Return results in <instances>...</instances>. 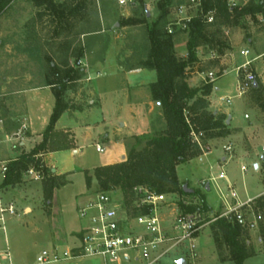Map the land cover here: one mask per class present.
<instances>
[{"label": "rangeland", "instance_id": "1", "mask_svg": "<svg viewBox=\"0 0 264 264\" xmlns=\"http://www.w3.org/2000/svg\"><path fill=\"white\" fill-rule=\"evenodd\" d=\"M162 1L134 0L133 4L123 6L119 0H55L57 4L67 9L64 11L67 18L60 20L53 16L52 12H47L45 7H36L32 0H18L13 6L14 10L11 9L10 15L0 23V40L6 42L5 47L0 48V92L4 81L9 77L26 78L25 83L11 82L9 88L21 85L31 87L33 85H30V82H33L34 86L39 85L42 80L40 65L46 68L48 63L45 58L49 57L59 63L66 50L70 51V46L73 48L72 54L79 50L81 34L97 29L100 13L110 14L111 20L108 21L106 28L111 32L116 21L126 29L114 34L108 33L104 38L91 37L89 43H92V46H101L113 42L120 56L133 60L135 58L133 67H143L150 49L148 26L159 18L158 5ZM257 1L259 0H234L235 4L241 7ZM171 2L166 22L162 23L167 32L175 21L185 18L186 15L194 17L198 11L192 0ZM75 8L77 12L70 17L69 14ZM125 12L130 14L127 20L123 15ZM150 12L155 16H147L148 22L139 23L144 21L145 13L148 15ZM245 24L246 29L233 26L210 28L213 33L220 30L216 39L219 43L213 47L210 45L200 47L197 51L199 62L192 66L186 75L190 87L199 88L201 94L205 93L207 85H212V90L206 97L208 111L216 116H224L227 126V134L220 135L214 132L212 136L201 141L203 154L200 157L177 168L180 182L187 181L192 188L206 194L207 202L213 209V216L218 212H224L226 206L214 183H211L210 191L201 188L200 184L211 177H217L221 172H225L229 177L239 203H245L249 199L254 201L264 195V157L261 153L264 147V110L260 106V103L264 104V14L258 15L255 19L248 18ZM27 30L36 34L34 44L39 48V52L34 55L22 51L19 47L24 40L22 33ZM173 40L176 55L186 57L188 33L176 30ZM243 51H249L250 54L244 56ZM72 63L78 68V63L74 59ZM247 63H250L249 69L254 73L256 80L255 84L242 92L239 88L243 77L239 73V68ZM84 75L85 79L82 77L75 85L77 89H72L77 92L78 86L83 85V91L79 90L78 93L73 91L65 97L66 102L70 104L72 102L74 106L81 97L79 95L75 97L79 92L81 94L83 92L82 96L86 99L84 105L88 101L97 100L99 83ZM254 86H260L261 99L255 93ZM227 100H231L230 103H227ZM15 107L16 110L18 108L16 113L21 114L20 102L15 104ZM95 110L98 111V108L95 107ZM97 111H94L95 115L92 117L94 123L98 120L100 122ZM108 114L109 121L106 125L97 126L91 137L81 139L79 154L65 153L50 158V161L55 163L54 168L65 172V179L68 180L67 185L54 191L51 202L45 200L43 189V182L51 177V172L47 177L41 175L40 179L35 178L37 172L34 175L27 172L20 184L1 189L3 206L13 204L15 214H5V230L0 222V252H5L9 248L13 264H37L36 259L44 250L57 249L63 255L68 248L78 244V235L84 225L79 216V209L90 198L101 193L98 191L97 183H94L90 190L87 189L84 172L106 166L108 157L120 161L122 154H126V142L111 126L117 115L113 116L110 112ZM153 121L155 129L163 128L162 116H155ZM105 132L109 133L108 139L104 138L107 135ZM99 134L105 136L100 137ZM12 145L16 146L8 141H0L1 159L10 157L13 152ZM98 146L103 152L97 151ZM243 166L247 170L245 173L242 172ZM4 177L5 175L0 176L1 182ZM224 182L220 180L218 185L222 187ZM109 193L117 202L122 198L119 190ZM165 195L171 204L178 198L184 199L174 194ZM186 200L194 201L196 198ZM229 201L234 206L238 203L232 198ZM170 210H164L167 218L170 216ZM249 220L253 221L254 216L250 215ZM199 236L197 252L192 255L182 251L173 253L164 259V264H177L176 259L179 256L186 258L187 264H234L229 260L226 244L222 240L216 242L213 238L211 224L207 225ZM249 239L257 255L248 259L245 264H264L263 244L258 226L249 231ZM52 264H102V261L98 258H84L61 260Z\"/></svg>", "mask_w": 264, "mask_h": 264}, {"label": "trees", "instance_id": "2", "mask_svg": "<svg viewBox=\"0 0 264 264\" xmlns=\"http://www.w3.org/2000/svg\"><path fill=\"white\" fill-rule=\"evenodd\" d=\"M18 0H0V23L8 17L13 6ZM36 7H45L47 12L60 20L67 18V9L60 6L55 0H32ZM171 0H163L158 5L159 18L149 24L148 37L150 49L147 60L143 63L146 69L154 70L157 74L156 82L149 86L151 98L160 104L164 126L155 129L149 134L133 136L126 141L127 157L123 162L102 166L93 171H85L87 189L90 190L97 183L99 192H111L119 190L126 204L131 207L136 201L135 189L145 188L159 194H174L178 197V206L184 213L202 212L212 214L213 209L207 202L205 193L192 188L190 183L180 182L177 168L200 157L203 152L193 141L194 134L203 133V139L210 137L214 132L220 135L227 134V126L224 116H216L208 111L206 97L212 90V85L205 87L201 94L199 88L190 87L187 80V71L199 62L197 51L204 45L211 47L219 43L217 37L220 28L233 26L246 29V20L255 19L264 14V0L250 2L244 6L229 7L227 0H201V6L192 18L186 32L187 56L178 57L174 47V34L165 31L162 23L166 22L168 7ZM14 10V9H13ZM77 12V8L71 11L70 17ZM214 12V22H207V14ZM40 17H42L40 15ZM143 22H148L145 13ZM212 27L219 28L217 32H211ZM20 44L22 51H28L30 55L39 52L34 42L36 34L28 30ZM6 42L0 40V48L5 47ZM82 49L76 50L70 56L78 62L82 57ZM68 58V59H70ZM47 67L40 65L41 82L39 85L51 87L55 96V106L49 124L42 135V141L29 153H22L16 160L7 164L5 177L1 182V189L11 188L20 184L23 175L30 170L40 176L50 173L43 160L45 154L57 153L77 149L74 135L69 131L56 129V124L61 116L70 108L65 97L75 82L81 80V69L71 66L69 60L64 66L57 65L54 60L45 58ZM30 85H34L30 82ZM254 91L261 99L260 86H254ZM264 110V104L260 103ZM202 139V140H203ZM65 176H53L43 182L45 200L51 202L54 191L67 185ZM187 198H196L187 201ZM250 212L254 216H261L258 224L260 240L264 251V195L258 197L250 204ZM135 213H137L135 211ZM211 224L213 238L216 242L222 240L229 250V260L234 264H244L248 259L257 255L250 244L249 230L238 225L233 219L219 218Z\"/></svg>", "mask_w": 264, "mask_h": 264}, {"label": "built area", "instance_id": "3", "mask_svg": "<svg viewBox=\"0 0 264 264\" xmlns=\"http://www.w3.org/2000/svg\"><path fill=\"white\" fill-rule=\"evenodd\" d=\"M227 1L229 7H237L234 0ZM197 8L201 6V0H192ZM120 5L133 4L134 0H119ZM183 12V11H182ZM181 12V13H182ZM192 16L178 19L168 28V34L175 31H186L191 23ZM207 22H214V12L207 14ZM244 56L250 54L243 51ZM81 61L78 65H81ZM250 63L243 64L239 68V73L243 77L240 83V90L245 92L251 85L255 84L256 77L250 71ZM231 100H227L230 103ZM203 133L193 135V143L202 150ZM98 152L103 149L98 146ZM264 157V147L261 150ZM7 163H0V176L5 175ZM246 167H242L245 173ZM34 175L35 172L30 170ZM36 179H40L39 174H35ZM228 181L227 174L221 172L217 177H211L207 181L201 182L200 186L204 190L211 188V183L216 185L219 196L222 199L226 210L220 213L219 218L234 220L243 228L254 229L262 220L261 216H254V220H249L250 204L252 200L239 203L237 193L232 189L231 184L226 190L218 185V181ZM229 182V181H228ZM1 185V181H0ZM228 191L229 195L225 192ZM136 201L129 207L123 197L117 202L108 192H101L90 198L83 207L79 209V216L84 222L78 235V244L68 248L63 255L57 249L44 250L36 259L37 264H52L61 260H78L84 258H98L102 264H164V259L173 253L183 252L192 255L197 252V241L200 232L216 218L212 214L202 212L184 213L177 206L176 199L173 204L168 201L165 194H159L145 188L135 189ZM238 202L235 206L229 199ZM171 207V210H170ZM165 209L170 210L167 218ZM135 211L137 213H135ZM15 214L13 204L3 206L0 186V222L5 230V214ZM182 256L177 258V264ZM187 261V260H186ZM8 262L13 264L9 248L5 252H0V264Z\"/></svg>", "mask_w": 264, "mask_h": 264}, {"label": "crops", "instance_id": "4", "mask_svg": "<svg viewBox=\"0 0 264 264\" xmlns=\"http://www.w3.org/2000/svg\"><path fill=\"white\" fill-rule=\"evenodd\" d=\"M123 15L126 20L130 17L129 12H125ZM149 16L154 17L155 14L150 12ZM110 20L108 12L105 15L100 13L99 20H97V29L93 32H83L81 34L78 47L82 49L83 55L78 59V62L81 61L82 64L77 67L82 70L83 78L85 77L84 74L88 75L92 81L99 83L100 89L97 100L88 101L84 105L86 99L82 96L84 95L83 92L80 93L84 87L83 85L78 86L80 92L75 96H81L78 98V104L74 106V103H69L70 108L58 120L56 129L69 131L73 134L77 149L42 156L46 167L53 176H65V172L54 168L55 163L51 162L50 158L65 153L79 154L81 139L85 140L91 137L97 126L106 125L109 121L108 112L113 116L117 115L115 119L117 123L115 124L113 119L111 126L115 128L117 134L122 136L124 142L133 136L151 133L153 123L155 125L154 117L157 115L162 116L160 104L152 101L149 90V86L157 80L156 72L141 66L133 67L135 58L133 60L120 56L113 42L101 44V46H92V43H89L91 37L104 38L108 33L114 34L126 29L120 22L116 21L113 24L114 30L111 32L106 28ZM69 49L70 51L66 50L65 56L60 59L59 63L54 61L57 65L62 67L69 60V63L73 66V59L70 58L73 48L70 46ZM118 79L120 80L118 81ZM13 81L25 83L26 78L24 76L7 78L0 92V141L16 144V146L12 145L13 152L10 157L0 158V163L7 164L16 160L22 153H29L42 141V135L49 124L55 106V96L51 87L41 85L23 87L21 85L16 88H9L8 86ZM80 81L75 82L68 93L75 91L72 89H77L75 85ZM78 91L73 93H78ZM18 102H20L22 108L21 114L16 113L18 108L16 110L15 104ZM95 107L98 108V111L95 110ZM94 111H97V114L100 115V122H98L99 120L96 123L92 122V117L95 115ZM105 133H107L106 136L103 133L99 134L100 137L103 135L104 138H107L109 133ZM125 158L126 154L124 153L120 161L108 157L105 165L123 162ZM228 181L225 180L222 184L224 189L230 185L229 177ZM210 190L211 188L206 191Z\"/></svg>", "mask_w": 264, "mask_h": 264}, {"label": "water", "instance_id": "5", "mask_svg": "<svg viewBox=\"0 0 264 264\" xmlns=\"http://www.w3.org/2000/svg\"><path fill=\"white\" fill-rule=\"evenodd\" d=\"M148 16H149V14H148ZM178 264H187V261L185 259H180L178 261Z\"/></svg>", "mask_w": 264, "mask_h": 264}]
</instances>
